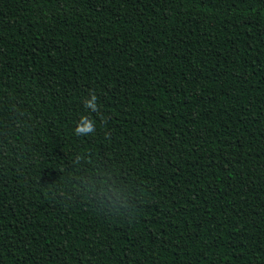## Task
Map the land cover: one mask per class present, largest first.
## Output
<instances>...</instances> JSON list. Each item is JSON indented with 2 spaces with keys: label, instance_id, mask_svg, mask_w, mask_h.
Masks as SVG:
<instances>
[{
  "label": "trees",
  "instance_id": "trees-1",
  "mask_svg": "<svg viewBox=\"0 0 264 264\" xmlns=\"http://www.w3.org/2000/svg\"><path fill=\"white\" fill-rule=\"evenodd\" d=\"M0 264H264V0H0Z\"/></svg>",
  "mask_w": 264,
  "mask_h": 264
},
{
  "label": "clouds",
  "instance_id": "clouds-1",
  "mask_svg": "<svg viewBox=\"0 0 264 264\" xmlns=\"http://www.w3.org/2000/svg\"><path fill=\"white\" fill-rule=\"evenodd\" d=\"M89 98L83 99V107L86 112L97 113L99 115V108L97 104L98 97L94 91H89ZM96 131V120L90 114H81L75 123L73 135L75 136H89ZM103 194V193H102Z\"/></svg>",
  "mask_w": 264,
  "mask_h": 264
}]
</instances>
